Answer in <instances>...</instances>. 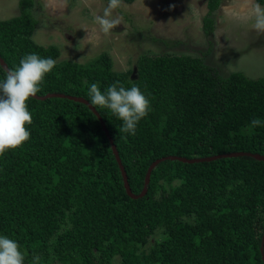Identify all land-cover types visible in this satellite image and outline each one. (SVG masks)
Listing matches in <instances>:
<instances>
[{
    "label": "trees",
    "instance_id": "obj_1",
    "mask_svg": "<svg viewBox=\"0 0 264 264\" xmlns=\"http://www.w3.org/2000/svg\"><path fill=\"white\" fill-rule=\"evenodd\" d=\"M33 1L19 0V14L0 19V57L10 70L28 54L56 60L36 95L62 93L90 103L92 83L105 91L119 81L149 99L134 136L119 133L123 121L110 110L93 106L134 194L141 192L150 163L164 156H264V75L223 76L205 56L190 54L143 53L134 78L130 69L114 70L107 52L85 62L59 59L56 45L32 39ZM221 1L206 0L207 36ZM6 73L0 65V82ZM27 107L30 139L0 155V236L20 245L24 264L36 257L35 264H264V161L248 155L194 163L167 159L151 171L146 194L134 199L86 104L31 97ZM253 119L261 126L250 127Z\"/></svg>",
    "mask_w": 264,
    "mask_h": 264
},
{
    "label": "rangeland",
    "instance_id": "obj_2",
    "mask_svg": "<svg viewBox=\"0 0 264 264\" xmlns=\"http://www.w3.org/2000/svg\"><path fill=\"white\" fill-rule=\"evenodd\" d=\"M109 0H34L31 7L37 26L32 39L54 44L59 59L85 62L107 52L114 70H131L143 53H174L205 56L223 76L241 72L249 78L264 75V35L246 19L258 4L255 0H222L211 13L212 34L203 30L206 0H122L114 10L121 25L111 35L94 22ZM260 5V4H259ZM264 8V5H260ZM19 0H0V19L18 15Z\"/></svg>",
    "mask_w": 264,
    "mask_h": 264
},
{
    "label": "clouds",
    "instance_id": "obj_3",
    "mask_svg": "<svg viewBox=\"0 0 264 264\" xmlns=\"http://www.w3.org/2000/svg\"><path fill=\"white\" fill-rule=\"evenodd\" d=\"M122 6V0H109L102 15H97L94 22L100 31L111 35L121 25L120 17L113 12ZM246 19L254 20L253 28L259 35H264V8L256 4ZM56 65L52 58H41L38 54H28L20 61L19 67L9 70L3 82H0V155L6 150H16L30 139L26 125L33 123L27 102L38 92L45 75ZM92 106L106 108L111 114L123 121L119 133L135 135L137 125L150 110V101L137 86L125 88L119 81L101 91L97 83H92L87 93ZM261 126L259 119H253L250 127ZM39 260L36 257L34 264ZM25 254L13 239L0 236V264H24Z\"/></svg>",
    "mask_w": 264,
    "mask_h": 264
},
{
    "label": "water",
    "instance_id": "obj_4",
    "mask_svg": "<svg viewBox=\"0 0 264 264\" xmlns=\"http://www.w3.org/2000/svg\"><path fill=\"white\" fill-rule=\"evenodd\" d=\"M0 65L2 66V68L6 72H8L10 70L8 68L7 64L4 62V60L1 57H0ZM55 96H57V97H67V98L72 99L74 101L82 102V103L86 104L89 107V109L96 115V117L100 121V124L102 126L103 131L105 132V135L108 137L109 142L111 144L112 152L114 154L116 162H117V164L119 166V169L121 171V175H122L123 185H124L125 191H126V193L128 194L129 197L134 198V199L142 197V196H144L146 194L147 186H148L149 181H150L151 171L154 169V167L158 163H160L161 161L167 160V159L179 160V161L187 162V163H194V162H202V161H212V160H215L217 158H222V157H235V156H240V155H248V156H251V157H253L255 159L264 161V156L261 155V154L243 152V151L228 152V153H223V154H218V155H213V156H208V157H203V158H191V159L190 158H186V157H182V156H176V155L164 156V157L155 159L154 161H152L150 163V165L148 166V168L146 170V173H145L144 185H143V188H142L141 192L139 194H134L131 191V189H130V186H129V183H128V179H127V174H126V171L124 169V166L122 165L119 153H118V151L116 149V146L113 144L112 138L109 136V132H108L106 126L104 125V122H103L102 118L100 117L99 113L95 110V108L86 99H84L82 97L65 95V94H62V93H47V94H45L43 96L35 95V96H33V98H35V99H45V98L55 97ZM263 247H264V233L262 235L261 244H260L261 258H262V261L264 262Z\"/></svg>",
    "mask_w": 264,
    "mask_h": 264
}]
</instances>
